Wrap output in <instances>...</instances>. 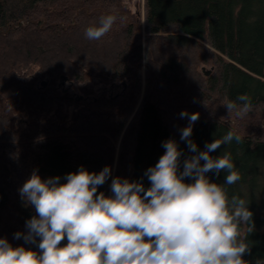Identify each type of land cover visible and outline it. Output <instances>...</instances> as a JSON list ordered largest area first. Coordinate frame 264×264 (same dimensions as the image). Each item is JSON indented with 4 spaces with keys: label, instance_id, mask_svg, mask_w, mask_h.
<instances>
[{
    "label": "trees",
    "instance_id": "16d2710c",
    "mask_svg": "<svg viewBox=\"0 0 264 264\" xmlns=\"http://www.w3.org/2000/svg\"><path fill=\"white\" fill-rule=\"evenodd\" d=\"M108 14L111 30L89 40L86 29ZM241 94L252 104L243 118L224 106H241ZM182 111L199 113V150L230 130L242 136L211 153L229 154L240 180L207 175L248 203L243 259L264 264V0H143V11L140 0H0V237L38 250L14 238L35 215L19 192L33 170L63 182L107 165L98 191L110 195L117 176L147 188L169 138L182 170L192 155Z\"/></svg>",
    "mask_w": 264,
    "mask_h": 264
},
{
    "label": "clouds",
    "instance_id": "9594fccd",
    "mask_svg": "<svg viewBox=\"0 0 264 264\" xmlns=\"http://www.w3.org/2000/svg\"><path fill=\"white\" fill-rule=\"evenodd\" d=\"M116 20L105 15L89 26L85 35L99 40ZM224 106L243 118L251 111L249 96ZM189 123L181 130L192 155L183 159L174 138L146 172L150 186L142 181L112 177L111 194L98 191L111 176L110 166L98 173L81 166L60 176L41 178L38 170L19 189L22 200L34 206L35 215L26 222V233H15L25 244L13 246L0 237V264H245L249 245L241 238V226L253 231V213L237 195L207 175L226 173L224 184L240 180L229 154L213 157L221 145L242 142L230 130L199 150L192 140V125L199 113H180ZM203 162V163H202ZM66 239V243H62Z\"/></svg>",
    "mask_w": 264,
    "mask_h": 264
},
{
    "label": "rangeland",
    "instance_id": "374dc122",
    "mask_svg": "<svg viewBox=\"0 0 264 264\" xmlns=\"http://www.w3.org/2000/svg\"><path fill=\"white\" fill-rule=\"evenodd\" d=\"M139 1V0H138ZM140 4H141V8H142V11H143V0H140ZM86 43L83 41L82 45H85ZM187 54V53H186ZM188 57V55H186ZM90 147V146H89ZM91 148V147H90ZM94 149V148H92ZM94 150L98 151L97 148H95Z\"/></svg>",
    "mask_w": 264,
    "mask_h": 264
}]
</instances>
